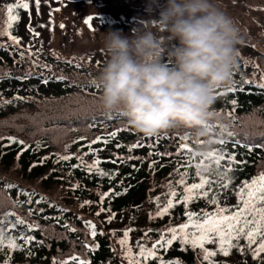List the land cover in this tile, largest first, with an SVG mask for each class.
Masks as SVG:
<instances>
[{
  "label": "trees",
  "instance_id": "16d2710c",
  "mask_svg": "<svg viewBox=\"0 0 264 264\" xmlns=\"http://www.w3.org/2000/svg\"><path fill=\"white\" fill-rule=\"evenodd\" d=\"M15 0H0V19L6 17L4 8L7 4L14 3ZM20 20L13 25L12 34L18 37L22 35V27L25 26L27 11L17 10ZM0 44L9 45L7 48L0 49V93L5 100L16 96L24 97L23 100H14L12 105L18 104L16 109L6 110L0 106V135L4 137L15 136L31 145L28 151H25L19 160L16 159L17 152L21 146L16 144L10 148H0V211H14L22 216L27 222L37 223L40 227L34 231H28L25 226L17 225L10 230L11 235L20 236L21 234L35 236L36 241H43V244H37L33 241L23 250L11 252L10 264H53V258L67 259L73 254H78L82 259L87 258L91 264H121V246L118 240L123 237L125 228H132L135 231L130 233L129 244L133 252H137V241L151 247V241L159 238V231L166 225L177 226L187 220L184 216L185 209L199 212L201 209L212 211L214 205H208L205 200L193 202L187 206L177 204L170 210V215L160 218L150 219V213L156 211V204L152 198L161 197V204L166 201L168 188L165 187L172 182L173 187L179 193L177 200L183 195V187L176 184L179 175L175 169L180 172L185 171L183 162L186 159L185 153L177 149L180 143H186L196 151L197 145L193 143V129H187L178 126L169 130L162 131L156 136L146 137L135 131L128 121V118L121 110L106 111L102 107V91L90 90L84 86L88 81L101 83V72L105 65H86L80 59V64L87 68L89 72H82L80 69L65 68L59 66L58 61H66L65 58L57 59L55 57V69L53 74L56 77L64 76L66 79L58 81L56 78H49L48 71L41 72L40 69L32 65V60L27 56V47L13 50L11 42L7 36H0ZM239 47L238 59H241L240 67L232 74L230 82L217 89L215 99L210 108L214 114L208 121L213 125V131L210 137L213 140H225L224 145L215 143V149L222 148L224 151H232L237 154V160H245L247 163L243 166H235L232 175V183L227 190L218 189L215 185L220 198L221 206H234L237 204L235 189L244 179H250L260 174L264 170V148L254 147L249 152L248 148L254 144H264V90L255 85H244V90L240 91V82L243 79L254 78L259 82L261 73L264 72V52L251 46ZM20 50H25V58L21 59ZM33 53L37 50L31 49ZM46 53V52H45ZM18 58H16V55ZM47 54V53H46ZM242 54V55H241ZM48 55V54H47ZM46 55V56H47ZM241 55V56H240ZM247 59V62L244 58ZM53 59L52 57H50ZM261 63V68L257 69L255 61ZM17 61V62H14ZM28 64H26L27 62ZM42 64H47L39 59ZM247 63V64H245ZM255 65V66H254ZM23 70V71H22ZM29 70H33L23 89H19L15 83L21 81L17 77L23 76ZM48 78V83L43 80ZM236 82L235 92H229L228 88ZM12 83V84H11ZM42 92L41 94H38ZM45 93V94H43ZM237 100L235 108L228 101ZM232 112V117L227 115ZM231 125L227 128L228 132L237 133L235 139L239 141L234 146L233 137L227 135L221 126ZM116 132L115 139L111 140L107 146L102 143L94 144L93 148L104 150L99 152V158L102 161H108L115 158L114 154L124 157L129 155L141 157L140 160L132 159L126 163L119 160L113 163H101L100 168L106 172L118 173L113 179L109 177H100L95 172L87 173L82 168L70 169L71 164H77L73 158L69 161L55 163L56 157L39 164L42 157L53 153H63L64 145L71 144L69 153H76L81 149V154L87 152V147H82L97 136H107L108 133ZM220 132L221 135H216ZM188 136L186 141L181 138ZM84 137V140H80ZM203 139V138H202ZM45 145V148L34 149L36 142ZM78 141V143H72ZM139 141L143 146L134 148L131 153L128 152L127 145ZM7 144V139L0 141ZM120 143L124 147L116 148L115 144ZM151 145V147L149 146ZM152 152V155L149 153ZM171 153V155L159 156L155 153ZM92 155L85 156V160L92 162ZM200 157H196L199 161ZM157 161L153 169L149 164ZM224 162H222L223 164ZM32 164H37L31 168ZM132 165L136 167L133 168ZM163 165V166H162ZM189 176L186 182L191 184L199 182L193 179L194 168H188ZM71 172V175L69 174ZM172 173V175H169ZM6 183L14 185L13 188H5ZM79 184L80 187L73 190V186ZM20 189L28 192H34L32 203L13 207L12 201L26 200L27 197L18 195ZM114 189V193L106 197L103 201L104 208H110L111 212H102L99 216L96 212L100 209L99 193L109 192ZM127 189L125 192L124 190ZM115 193H120L116 195ZM40 203H36L37 200ZM85 200H90L91 205L81 207ZM29 208L42 209L43 211H34L31 216L28 215ZM67 209V211H61ZM115 213V219L107 223V217ZM40 215L49 216V219ZM82 217L83 219H79ZM55 218H63V221L69 226L77 229L76 232H70L62 224L56 223ZM4 227L8 228L10 223H15V217H5ZM84 220H91L96 224V230L99 233L103 231L104 235H97L95 240L87 234L84 227ZM152 229L148 233L150 240L143 239L145 231ZM112 230H116L112 235ZM87 240L90 244H98L99 247L93 251L85 252L82 242ZM18 244H23L22 240H17ZM241 244L245 242L240 241ZM209 250L216 251V244H207ZM29 249L32 255H28ZM7 252V248L4 250ZM158 255L163 256L167 261L169 259H179L181 264H199L196 259L195 251L190 246H181L179 241L174 244L165 253L160 250ZM264 256V254H262ZM5 256L0 255V264ZM217 264H256L250 253L245 249L242 255L238 249H232L230 255L225 257L219 254L212 258ZM74 264V262H73ZM123 264H127L124 261ZM148 264H157V261L150 260ZM207 264V262H205Z\"/></svg>",
  "mask_w": 264,
  "mask_h": 264
},
{
  "label": "snow or ice",
  "instance_id": "6c2138e0",
  "mask_svg": "<svg viewBox=\"0 0 264 264\" xmlns=\"http://www.w3.org/2000/svg\"><path fill=\"white\" fill-rule=\"evenodd\" d=\"M35 7L39 14V9L41 7V0H35ZM18 9H23L28 12L29 18L31 19V11L30 4L28 0H15L14 3L7 4L4 8L6 12V17L0 19V36H7L9 41L11 42V46L13 50L22 49L21 46V38L12 34V28L15 23L20 20V16L18 13ZM61 9L59 7L52 8L49 16L51 18L53 13L60 12ZM85 23L89 28H92L93 22L92 17H89ZM49 24L53 25L54 22L50 19ZM47 25L41 24L39 27L43 28ZM61 29H64L65 24L61 23L59 25ZM28 30L31 33L32 40L40 37V33L32 27L31 24L28 25ZM50 31L53 28L49 29ZM9 45L0 44V49L7 48ZM32 47H34V43L30 42L27 46V56L29 59L35 56L36 59L32 60V65L34 67H40L44 70L51 71V66L48 64H42L39 61L40 50L38 49L36 53L31 51ZM19 55L21 59L25 58V50H20ZM57 59H60L58 56ZM17 62V61H14ZM65 63L72 64L71 60H66ZM79 67V65H76ZM258 69V66H257ZM31 70L26 72L23 76L17 77L20 80H26L32 75ZM39 75H42L40 73ZM253 75L252 79H243L240 82V91L244 90V85H255L257 88L264 90V72L261 73V77L259 82H257ZM56 79L64 80L66 79L64 76L56 77ZM43 83H48V78L43 80ZM229 92H235L236 82H233L232 87L228 88ZM15 100H23L24 97L16 96ZM12 100H5L3 98L2 93H0V106L11 104ZM233 108L237 105V100L232 99L228 101ZM213 113V112H212ZM217 114V113H213ZM227 115L232 117L233 113L228 112ZM231 125H223L221 128L224 132H227V135L233 137L234 146L239 143L235 139L237 133L228 132L227 128ZM209 132L213 131V125L211 123H207L205 125ZM116 132L108 133L107 136H97L86 145H82V147H87L88 151L83 152L81 154V149H78L76 153H69L68 149L71 147V144L66 143L64 145L63 153H53L49 156L42 157L39 160V164H44L45 161L52 158L54 155L56 157L55 163H61L62 161H71L73 158L77 160V164H71L70 169L82 168L87 173L95 172L100 177H109V179H113L118 173L116 172H106L101 169L99 166L101 163H113L115 164L117 160L121 163H126L128 160L137 159L140 160L141 157L129 155L124 157L119 154H114L115 158L108 161H102L99 158L98 153L103 151V148L96 149L93 148L94 144L102 143L107 146V144L115 139ZM193 135H195V130H193ZM216 135H221L220 132H217ZM7 139V144L0 143V148H10L11 145L16 144L20 147V150L17 152L16 159L19 160L25 151H28L31 148V145L27 144L24 140H20L15 136L4 137L0 135V141ZM84 137H81L80 140H84ZM188 136H184L181 138L182 141H186ZM215 143H219L220 145L225 144V140L219 139L218 141L214 140ZM72 143H78V141H73ZM194 144L203 143V141H193ZM120 143H116L115 147L120 148L124 147ZM143 145L137 141L127 145L128 152L131 153L134 148L142 147ZM151 147V145H149ZM41 147L40 142H36V149L38 150ZM254 147L264 148V144H254L249 146V152L252 151ZM178 152L183 151L185 153L186 159L183 162V167H185L184 172H180L179 168L175 169L176 174L179 175V179L176 181V184L183 187V195L180 196V199L177 200L176 197L179 193L173 187L172 182L169 181L165 187L168 188V192L165 194L167 199L161 204V197L156 196L152 198V202L156 204L157 208L154 214L150 213V219H156L157 217H164L165 215H170V210L173 209L177 204H184L185 206L199 201L205 200L208 205H214V209L212 211H207L205 209H201L199 212L189 211L187 207L184 212V216L187 217V220L183 223H180L177 226H172L171 224L166 225L163 229L159 231V238L151 241V247H148L146 244H142L137 241V252H133L132 247L129 244L130 241V233L135 231L132 228H125L123 230V237L118 240V243L121 246V264L124 261H127V264H148L150 260L157 261V264H181L179 259L176 260H165L163 256L158 255L160 250H163L165 253L169 250V248L174 244V242L179 241L181 246H190L192 250L195 251V256L199 264H217L212 258L216 257L219 254L227 257L230 255L232 249H238L239 252L244 255L245 249H247L248 253H250L253 261L256 264H264V170L260 172L259 175L253 176L250 179H244L241 181V184L235 189V194L238 198L237 204L234 206L224 205L221 206L220 198L218 196L217 191L214 190V185L218 189L227 190L229 185L232 183V173L235 170H238L235 166L243 167L247 162L245 160H237V154L232 151H224V149L219 148L215 149L207 154H201L193 150L191 146L186 143H180L177 145ZM3 154V153H0ZM153 153L150 152L149 155ZM159 156L171 155V153H155ZM92 155L94 159L91 163L85 160V156ZM196 157H200L199 161L196 160ZM222 162H224L222 164ZM157 163V161H153L149 164V168L153 169V165ZM37 164H32L29 168L36 167ZM163 166V165H162ZM135 168V165H132ZM188 168H194L195 171L193 173V179H198L199 182H193L188 184L186 182V178L189 176ZM71 175V172H69ZM169 175H172L170 173ZM5 188L11 189L14 187L11 183H6L4 185ZM80 187L79 184L73 186V190L75 188ZM125 192L127 189L124 190ZM114 193V189H110L109 192L99 193L100 196V209L96 212V215L99 216L102 212H111L110 208L103 207V201L106 197L112 195ZM119 195L120 193H115ZM18 195H23L27 197L26 200L20 201L15 200L12 201L13 207H17L23 205L24 203L31 204L32 196L34 192H28L26 190L20 189ZM44 197H41L40 200H37L36 203H40L41 200H44ZM93 202L90 200H85L81 207L85 205H91ZM34 211H43L42 209H32L29 208L28 215L31 216ZM61 211H67V209H61ZM115 213H111L107 217V223H111L112 220L115 219ZM15 217V223H10L8 228L4 227L5 217ZM79 219H83L80 217ZM84 227L87 234L95 240V237L99 235H104L103 231L99 233L96 230V224L91 220H84ZM17 225L25 226L28 231H34L38 229L40 226L35 223H29L25 218L18 215L14 211H0V255L5 256L2 264H10L11 262V252L16 250H23L28 245H30L33 241H36L35 236L24 235L15 236L10 234V230L17 227ZM65 228L70 232H76L77 229L69 226L68 224L64 225ZM153 231L152 229H147L144 234V238L146 240H150L151 238L148 236V233ZM116 230H112V235L114 236ZM17 240H22L23 244H18ZM243 240L245 243L241 244L240 241ZM37 244H43V241H36ZM207 244H216L217 250L212 251L206 247ZM83 248L85 252L93 251L98 248V244H90L87 240L82 242ZM5 248H7V252H5ZM28 255H32L31 250L29 249ZM91 264V261L87 258H81L78 254H73L69 256L67 259H57L53 258V264ZM219 264H223V262H219ZM246 264V261H245Z\"/></svg>",
  "mask_w": 264,
  "mask_h": 264
},
{
  "label": "clouds",
  "instance_id": "9594fccd",
  "mask_svg": "<svg viewBox=\"0 0 264 264\" xmlns=\"http://www.w3.org/2000/svg\"><path fill=\"white\" fill-rule=\"evenodd\" d=\"M146 11L148 18L130 35L106 33L102 107L123 111L146 137L178 126L193 129L194 141H203L196 152L207 154L215 148L205 127L214 94L238 69L247 29L214 0H149Z\"/></svg>",
  "mask_w": 264,
  "mask_h": 264
},
{
  "label": "rangeland",
  "instance_id": "374dc122",
  "mask_svg": "<svg viewBox=\"0 0 264 264\" xmlns=\"http://www.w3.org/2000/svg\"><path fill=\"white\" fill-rule=\"evenodd\" d=\"M28 2L30 4L31 19L27 13L25 26L22 27L20 37L21 46L27 47L30 42L34 43L32 48L40 50L39 59L45 60L51 66L48 76L52 80L56 78L53 72L55 69L54 61L57 56L72 61V64L58 61L57 64L62 65L65 70L74 68L80 69L82 72H89L87 68L80 64V61L72 60L77 58L85 62L86 65H105L107 56L104 50V38L106 33L119 30L124 35H130L132 29L137 27L139 20L146 19L149 15L146 11L149 0H41L39 14L35 7V0H28ZM159 2L163 4L166 0H159ZM214 3L221 11H224L236 21L242 31L247 29L248 37L245 44L239 45L241 48L251 46L264 52V36L260 35L264 32V0H214ZM56 7H59L61 11L53 13L50 18L51 9ZM154 15H158V12ZM89 17H92V28H89L85 23ZM50 19L54 22V27L49 24ZM61 23L65 24L64 29L59 27ZM29 24L40 33V37L34 41L28 30ZM41 24L47 26L41 28L39 27ZM50 28H53V30L50 31ZM15 55L18 58V55ZM50 57L55 58L51 59ZM241 58H244V56ZM261 58L264 61V57ZM244 60L247 62L246 58ZM241 62L242 60L238 59V67H240ZM254 63L258 66V69L261 68V63L257 59ZM76 65H79V67ZM38 68L40 73L46 71L40 67ZM27 80L17 81L15 85L19 89H23L24 84L29 83H27ZM87 84V88L90 90L103 91L102 83L88 81L84 83V86L86 87ZM8 100L14 101L15 99ZM3 107L6 110L16 109L18 104L12 105L11 103L3 105ZM40 148L44 149L45 145H41ZM40 216L49 219V216ZM54 220L62 226L66 224L63 218H55Z\"/></svg>",
  "mask_w": 264,
  "mask_h": 264
}]
</instances>
